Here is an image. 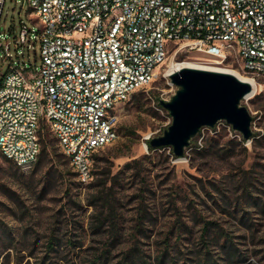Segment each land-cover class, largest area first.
Segmentation results:
<instances>
[{"label":"rangeland","instance_id":"rangeland-1","mask_svg":"<svg viewBox=\"0 0 264 264\" xmlns=\"http://www.w3.org/2000/svg\"><path fill=\"white\" fill-rule=\"evenodd\" d=\"M21 22L39 24L25 2L6 0L0 38L10 41L12 57L0 49V83L13 62L41 65L39 42L15 47ZM176 48L162 71L186 62L247 78L234 57L211 65L200 54L175 56ZM177 90L158 77L116 106L117 137L94 153L87 183L50 133L29 172L0 153V264H231L230 243L246 256L239 264H264V139L245 146L219 122L191 139L180 158L171 147L151 153L146 142L172 123L161 102ZM241 106L260 115L264 94ZM257 126L264 128L261 120Z\"/></svg>","mask_w":264,"mask_h":264},{"label":"built area","instance_id":"built-area-1","mask_svg":"<svg viewBox=\"0 0 264 264\" xmlns=\"http://www.w3.org/2000/svg\"><path fill=\"white\" fill-rule=\"evenodd\" d=\"M21 1L39 24H22L14 44L39 42L41 65L13 62L0 84V152L23 171L38 161L43 122L87 183L93 154L117 137L116 106L158 77L170 80L162 68L171 45L175 56L196 53L220 65L234 57L254 84L243 100L264 94V0ZM10 46L0 38L5 60ZM250 113L249 140L227 124L245 146L264 136V108Z\"/></svg>","mask_w":264,"mask_h":264},{"label":"water","instance_id":"water-1","mask_svg":"<svg viewBox=\"0 0 264 264\" xmlns=\"http://www.w3.org/2000/svg\"><path fill=\"white\" fill-rule=\"evenodd\" d=\"M170 81L178 88L169 102H161L172 123L161 137L153 138L149 145L154 149L171 147L180 158L198 132L213 128L223 121L239 133L244 140L252 136V117L243 99L252 92L249 83L235 76L217 71L182 68L171 73Z\"/></svg>","mask_w":264,"mask_h":264},{"label":"trees","instance_id":"trees-1","mask_svg":"<svg viewBox=\"0 0 264 264\" xmlns=\"http://www.w3.org/2000/svg\"><path fill=\"white\" fill-rule=\"evenodd\" d=\"M22 24H24V23H22L21 22V27H22ZM17 37H15V39H16ZM204 57V56H203ZM8 72V71H7ZM7 74V73H6ZM5 74V75H6ZM5 77V76H4ZM3 77V78H4ZM2 81H3V79H2ZM1 81V82H2ZM1 84V83H0ZM44 127V125H43V122L41 123V128H40V131H39V142H41V143H43V144H46L47 143V138H48V134L50 133V131H49V129L46 127L45 129L43 128ZM51 134V133H50ZM262 139H264V136L263 137H261V139H258V140H262ZM256 141V140H255ZM147 143V148H148V150L151 152V153H153V152H156V151H158V150H160V148L159 149H154V148H152L150 145H149V141H147L146 142ZM40 146H41V144H40ZM1 153V152H0ZM40 153H41V150H40ZM43 153V152H42ZM94 155V154H93ZM171 155L173 156V152H172V150H171ZM3 156V155H2ZM40 156V155H39ZM4 157V156H3ZM93 158V157H92ZM4 160L5 161H9L8 159H6L5 157H4ZM11 162V161H10ZM140 161H138V160H135V161H133L132 163H130V164H128L127 166L129 167V166H135V165H137L138 163H139ZM93 178V172H92V167H91V179ZM262 203H263V201H261ZM264 204V203H263ZM262 209H263V211L262 212H264V205H262ZM228 241V240H227ZM226 246V242H224V244H223V247H225ZM227 248H228V252H227V257H228V261L229 262H231V264L233 263V264H239V263H242V262H244L245 260H246V256L245 255H243L242 253H241V251H239V249L238 248H236L232 243H230L229 244V246H227ZM162 259H164V256H162L161 257ZM133 264H135V263H133ZM203 264H217L216 262H213V263H209V260H204L203 261Z\"/></svg>","mask_w":264,"mask_h":264},{"label":"bare ground","instance_id":"bare-ground-1","mask_svg":"<svg viewBox=\"0 0 264 264\" xmlns=\"http://www.w3.org/2000/svg\"><path fill=\"white\" fill-rule=\"evenodd\" d=\"M211 65H220L219 63H210ZM182 68H195L194 65L190 64V63H170L169 65V69L166 71L167 74H171L173 72H176ZM205 69H208L209 71H219V72H224V73H228L231 74L233 76H235L238 80L242 81V82H246L249 83L252 87V93L250 95H252L254 93V84L248 79V78H243L242 76L238 75L236 72L232 71V70H227V69H222L220 67H207ZM204 70V69H201ZM250 95H248L247 97H249Z\"/></svg>","mask_w":264,"mask_h":264}]
</instances>
